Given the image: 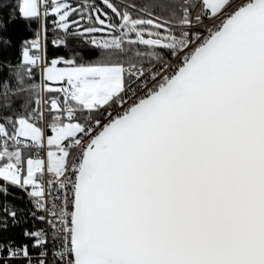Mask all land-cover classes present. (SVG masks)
I'll return each instance as SVG.
<instances>
[{"label": "snow or ice", "instance_id": "6c2138e0", "mask_svg": "<svg viewBox=\"0 0 264 264\" xmlns=\"http://www.w3.org/2000/svg\"><path fill=\"white\" fill-rule=\"evenodd\" d=\"M0 264H264V0H0Z\"/></svg>", "mask_w": 264, "mask_h": 264}, {"label": "trees", "instance_id": "16d2710c", "mask_svg": "<svg viewBox=\"0 0 264 264\" xmlns=\"http://www.w3.org/2000/svg\"><path fill=\"white\" fill-rule=\"evenodd\" d=\"M49 28L51 29V24H49ZM51 31H49V36H51ZM22 35H30V33H27L26 31L25 32H22ZM49 45H50V41H49ZM51 47V45H50Z\"/></svg>", "mask_w": 264, "mask_h": 264}]
</instances>
